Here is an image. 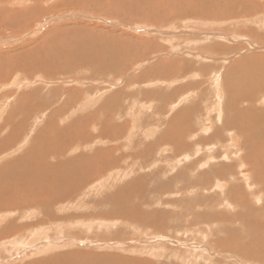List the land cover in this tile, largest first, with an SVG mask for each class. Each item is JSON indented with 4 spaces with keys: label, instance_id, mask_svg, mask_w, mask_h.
Instances as JSON below:
<instances>
[{
    "label": "rangeland",
    "instance_id": "1",
    "mask_svg": "<svg viewBox=\"0 0 264 264\" xmlns=\"http://www.w3.org/2000/svg\"><path fill=\"white\" fill-rule=\"evenodd\" d=\"M6 1L2 3L0 0V9H31L35 1L36 7L42 6V10L37 16L29 17L31 22L26 28L21 25L5 26L0 20V42L21 40L11 44L0 43V143L11 141L8 145L12 150L0 152L8 155L2 157L3 160L0 159V165L23 155L40 131L44 138L57 143L59 140L46 133L51 130L49 128L53 127V124L64 128L69 127V124L79 123L80 119H90L86 124L91 126L93 118L98 117L103 122H110L101 123L107 125V128L116 124L123 127L118 136L120 139L113 140L112 143L101 141L91 148L82 143L78 152L83 151L86 154H91L97 149L120 147L117 155L122 157V164L120 168H113L106 177L93 183V186L86 187L72 200L56 204L53 211L58 218L48 219L47 222L44 220V224L49 231L47 234L52 237L48 235L49 241L55 238L54 243L59 244H54L55 247L47 252L42 250L39 254L31 250L32 253L24 256V261L17 257L9 264H44L50 258L72 253L85 254V257L79 256V264L84 258L108 259L98 264H264V256L255 258L257 252H264V237L261 236L264 231L259 235L261 229L259 231L255 227L253 230L247 223L236 218L238 209L234 211L228 205L225 206L226 203L223 204L227 193L222 192H228L229 188L221 189L217 184L220 178L214 173L218 171L220 176L223 174L222 179L229 181V185L239 187L244 184L239 179V171L242 173L243 170L237 169V166L233 167L237 164V158L233 157L234 162L225 160L224 156H227V152L235 150L228 143L233 132L232 125H239L238 129L247 126L245 133L251 137L253 132H260L258 135L263 132L264 135V102L259 103V98H264V89L262 92L259 89L260 92L256 91L257 99H247L246 95L252 91L247 90L249 93H245V98L239 101L236 100L235 94H229L228 97L224 91L228 98L223 93L222 114L219 115L213 81V75L223 70L222 82L225 88H241L242 93L243 88L252 83L255 74L251 72V63L257 58V61L262 63V66H257L259 75L264 76V49H261L264 48V25H257L258 21L264 22V0H245V3L250 5L248 7V4L243 2L247 5L246 8L239 7L243 5L239 0L242 5L236 3L235 15L232 17L221 14V17L216 16L219 18H207L187 12L169 15V19L159 23L150 19L157 18V13L146 8L141 12L148 14L146 18L133 22L124 20L121 18L124 7L120 0H72L73 3L68 5H56L65 0H26L31 2L32 6L29 4L25 7L11 6L16 0ZM76 1L79 3L75 4ZM91 2H96V10ZM99 6H119L116 10L121 12L98 9ZM247 9L248 13L251 10L249 14ZM125 11H129L127 6ZM78 13L81 16L79 18L70 16ZM105 21L115 24L110 25ZM41 25L42 29L34 36L23 39L33 34ZM148 29L151 31H147ZM73 31L84 32L83 37H86V33L93 35L99 39L100 46L84 50V43L87 41L82 42L81 47L76 43L72 45V42H76L73 41ZM58 33L62 36L57 40H63L58 44L55 41L54 45L58 50L57 46L61 47L62 43L63 48V42L67 41L65 47L68 50L71 48L69 56L73 59L72 63L77 62L68 64L74 72L47 73L46 70L55 71L61 65L57 62L60 58H53V66L36 65L39 69L31 73L29 70L33 57L29 56V50H37L38 45ZM216 34L218 35L215 36ZM220 35H227V40L223 39L224 37L219 38ZM233 35L249 36L259 47L250 39H233ZM109 38L115 41L119 48L123 45L129 49L128 55L123 53L122 56L120 52H116L119 53L123 66H119L120 63H112L113 60L108 62L107 58L114 48L102 45V41ZM72 47H75V50ZM80 48H83V52ZM52 49L55 50L54 47ZM57 50L56 54L62 51ZM74 51H77L83 61L78 63ZM78 52L82 54L79 55ZM90 58L93 59L90 61ZM86 59L89 62H86ZM221 59L230 61L225 64ZM248 59L252 60L251 63ZM167 69L172 70L169 75L156 72L158 70L166 73ZM117 95L119 98L115 101ZM182 98L188 100L181 105L175 103ZM86 99L95 103L85 104L88 102ZM108 101L112 102V105L108 104ZM253 122L260 123V126L262 124V127L253 129L250 126ZM16 123L26 124L23 128L25 135L19 142L27 138L26 141L29 137L28 144L21 151H17L19 153H13V149L20 143L9 140L7 136L12 138L11 130L3 127L5 124ZM94 128L96 131L90 133L95 138L101 133L97 132L98 125ZM149 128L151 129L148 131ZM151 130H154L153 134ZM26 131L30 136L26 137ZM53 134L56 135L55 130ZM65 134L66 132L59 134V138L69 139ZM176 137V140L186 143L182 144L184 148L181 147L177 151L168 142ZM262 140L264 142V139ZM68 149H72L70 145ZM49 153L53 158L51 162L54 163L56 152ZM185 155L192 156L190 161L181 160L183 163L175 165L176 161L183 159ZM211 157H214L213 162L207 166L206 162ZM226 167L230 168V172L222 173L220 170ZM207 172L211 174L208 177L205 175ZM230 175H235L236 179L232 180ZM127 187L128 195L134 201L131 199V202L122 204L109 201L108 197H115ZM248 191L250 193V190H247V193ZM227 202L231 201L227 199ZM129 203L133 205L132 208L136 206L133 215L122 214L124 209L127 212ZM49 211L52 212L51 209ZM36 216L37 214L31 216L32 220ZM35 230L36 228H32L29 233L21 232L16 241L24 235L29 236ZM257 235L263 239L256 241ZM62 237L66 239L63 238V241ZM7 254L4 256L8 258L12 253Z\"/></svg>",
    "mask_w": 264,
    "mask_h": 264
},
{
    "label": "bare ground",
    "instance_id": "2",
    "mask_svg": "<svg viewBox=\"0 0 264 264\" xmlns=\"http://www.w3.org/2000/svg\"><path fill=\"white\" fill-rule=\"evenodd\" d=\"M241 1H242V4H243V2L245 3V0L244 1L241 0ZM1 2L5 3L7 1L1 0ZM96 2L95 3L91 2L93 4L94 10L97 9ZM237 2L240 5H242L241 2H239V0H120L121 5L124 7V12H122L123 16H121V18H123L124 20H126L128 22L129 21L130 22L137 21L140 18H146V16L148 14L141 13L144 11V8L148 9L149 11H153V12L157 13V16H158L157 18H154V17L150 18L151 20H154L155 23L156 22L159 23L161 21H166L167 19H169V17L171 15H174L176 13L185 14L187 12L194 14V15H198V16H204L207 18H212V17L213 18H219V17H221V14H225V16H228V17L231 16L232 17L233 15H235V10H236L235 5H237L236 4ZM30 3L26 0H19V1L16 0V2L14 1V3L11 4V6H14V7L24 6L25 7V6H29ZM35 3H36L35 1L32 3V5L34 4V6H32L30 4V6H32L31 9H30V7H29V9H28V7H25V9H23V10L19 9L17 11L16 10L10 11V9H7L6 7L0 9V20H1L2 24L5 26L21 25L22 27L26 28L28 26V24H30V22H31V21H29V17H35L39 13H41L42 6L36 7ZM61 3H65L66 5H68V4H72L73 1L72 0H65V2H58L56 5H59ZM78 3H79L78 1L75 2V4H78ZM245 4H248V3H245ZM245 4H243L242 6H239V7L240 8L241 7L246 8L247 5H245ZM94 5H96V6H94ZM119 6L114 7V8H112L111 6L110 7L108 6V8L106 6H101V7L99 6L98 9H100V8L101 9H109V10L121 12L119 10H116V8H118ZM126 6H127L129 11H125ZM55 7H57V6H55ZM248 7H250L249 4H248ZM58 8H60V6H58ZM257 9H258V7L256 8V11L258 12ZM201 11H202V13H201ZM246 12L248 13V9ZM250 12H251V10H250ZM240 13H242V12L240 11ZM240 13H238V14H240ZM216 16H219V17H216ZM251 16H252V14H251ZM82 17H84V16H82ZM251 22L256 24L255 21H251ZM258 22H257V25H259V26L264 25V22L263 23H261L260 21H258ZM121 29H123V28H121ZM147 31H151V30L148 29ZM73 32H74L73 34L75 35V39L73 41H76V42L71 41L73 43L72 44L70 42L72 45H75L74 43H76L77 45L80 44L79 46L81 47L82 42L84 43L85 41H87V42H85L87 44L84 43V46H85V47L83 46L85 48L84 50H86V48H89V47H90V49H92L91 47H95L97 45L100 46L99 45V39L94 38L93 35H91V34L88 35V33H86V37H83L84 32L83 33H80L79 31H73ZM70 33L72 34L71 31H70ZM71 34H69V36ZM217 35L218 34H216L215 36H217ZM61 36L62 35L60 33H58L57 36L50 37V40L46 39L47 40L46 42H44V43L42 42L40 45H38L37 50L36 49H30L31 51L29 50V52H30L29 56L31 55V57H33L32 67L29 70V71H31V73L35 69H39V67L36 65L42 64L45 67L52 65L54 63V61L51 62V60H53V58H55L54 60H56V58H60L57 62H58V64L60 63L61 65H60L59 69L56 68L55 71L46 70L47 73H54L55 72V74H57V73H66L68 71L74 72L71 70V69H73L72 67L71 68H70V66L68 67V64H71L73 59H72V57H70L71 55L69 56V54H70L69 50H71V48L68 50L65 47L67 41L64 39L66 41V43L63 42L65 44V45H63V48H61L62 43H61V47L57 46V47H59L58 50L55 47V45L58 44V42L60 43L63 40V39L59 40V41L57 40V38H59ZM225 36H227V35H225ZM225 36L220 35L218 37L219 38L224 37L223 39H226ZM67 37H68V35H67ZM232 38L233 39H240V40L250 39L254 45L259 47L258 44L256 43V41L253 38H250L249 36L240 37V36L233 35ZM55 41H56V44H55ZM71 44H69V45H71ZM69 45H67V47ZM86 45H88V46L86 47ZM102 45H107V47H109V48H114V50H112V53L109 55L107 60H108V62H109V60H111V61L113 60L112 63L113 62L118 63V64L120 63L119 66L121 65L122 62L120 60V56L118 55L119 53L116 54V52H120V55H122L123 53H125L124 55L129 54V51H128L129 49H127L123 45H121L119 48L117 43L113 40H110V38H109V40L104 39L102 41ZM53 47L57 51H59V50H62V51H60V52H58V54H56V51L54 49H52ZM74 48L75 47H72L73 50H75ZM82 49L80 48L81 52H83ZM261 49H264V48H261ZM76 50H77V48H76ZM98 51H100V50H98ZM74 52L76 53L77 51H74ZM84 52H86V51H84ZM113 52H115V53H113ZM46 53H48L47 56H46ZM53 54H55V55L53 56ZM72 54H73V52H72ZM78 54L81 55L82 53L78 52ZM50 56H53V57H50ZM74 56H75V54H74ZM76 56L78 58L77 61H79L78 63L83 61L81 59V57H79L77 55V53H76ZM122 58H124V57H122ZM91 59H93V58H90V61H91ZM128 60H130V58ZM257 60H258V58L255 59L254 61H252L251 59H248V61L250 63L252 61L251 72H252V74H255V76H253L252 83L248 84L245 88H243L242 93H241V88H237L236 90H229V89L227 90L225 88V86L223 85V82H222L223 70H220L219 71L220 73L217 72L213 75L214 86H215L216 92H217L216 97L218 98L217 99L218 103H217L216 107L219 110V115L222 114L221 113V108H222L221 104L223 103V101H222L223 93H224V96L226 97L224 91H226L227 96L229 94H231V95L235 94L237 101L245 98L244 94L249 93V92H247V90H252L250 92V94L246 95L247 99H257L256 98V91H259V90L261 92L263 91V89H264V76L261 77L259 75L260 70L257 68V66H262V63H261V61L258 62ZM228 61H230V60L229 59H221V62H223L225 64ZM68 62H70V63H68ZM86 62H89V60L86 59ZM75 63H77V62L74 61L72 64H75ZM58 64L55 65L54 68L57 67ZM118 64H116V65L118 66ZM110 65H112V64H110ZM52 66H50V67H52ZM101 66H103V65H101ZM121 66H123V65H121ZM110 68H112V67H109V69ZM117 68H119V67H117ZM112 70H113V68L111 69V71ZM119 70H121V68ZM119 70H116V72H118ZM156 72L163 73L165 75H169L172 72V70L167 69L166 73H164V71H158V70H156ZM151 83H150V85H151ZM222 89H223V92H222ZM119 93H117V94L120 95ZM253 94H254V96H253ZM118 95H117V98H115V101H116V99L119 98ZM114 96H116V95H114ZM237 96L239 98H237ZM250 96H251V98H250ZM228 97H226V98H228ZM88 99H90V98H88ZM230 99H231V97H230ZM259 99L261 100L259 103L263 104L264 98L261 97ZM187 100L185 98L184 99L182 98L179 101L177 100L178 102L176 101L175 103L176 104L178 103V105H181V103H183ZM234 100H235V97H234ZM109 101H108V104L112 105L111 104L112 102L109 103ZM91 102L93 103L94 101L90 100V101L86 102L85 104H89ZM104 102H106V101H104ZM83 105L84 104L82 103V106ZM102 105H103V103H102ZM174 108H177V107H174ZM79 109L81 110L80 107H79ZM170 109H171V106H170ZM171 112H173V111L171 110ZM172 118H173V116H172ZM89 120L80 119L79 123L69 124V127H64V128L57 127V125L53 124L52 125L53 127L49 128L51 130H49V132H46V133H48V135H50L52 138L59 140L58 142L55 140L57 143L50 142L49 139L47 140V138H44L42 136L41 131H40L33 138L34 142L30 145V147L25 151V153L23 155L19 156L15 160H12L11 162H9L7 160V162H4L2 165H0V241H2V242H0V264H9L10 262L14 261L17 257H20V259H23V261H24V256H26L28 253H32L35 251L39 254V253H41L42 250L44 252H47L50 248L55 247V245L57 243L59 244V242H56V244L54 243L55 238H53L54 240L51 239L53 242L51 240L49 241V239H50L49 236L51 237V234L50 235L47 234L48 230H47V228H45V224H44V220L47 222L48 219L58 218V216L55 215V212L53 211L55 209L54 207L56 206V204L57 205L59 203L64 204L65 202H63V201L72 200L73 197H75V195L80 194V192L84 191V189L86 187L89 188V187L93 186V183H96L99 180H101L102 178L106 177L107 176L106 174L109 173L113 168H117V167L120 168V166L122 164L121 163L122 157L117 155V151L120 150V147H117V148L115 147L114 149L112 147L97 149L94 152H92L91 154H86V152L83 153V151L78 152L80 150L82 143L86 144L87 147L91 148L97 142L102 141L103 143H112L113 140H119L120 139L118 136L120 135V133L122 131L121 130L122 125L120 127V126H116V125H118V124H116L114 126H109L107 128V125H105L106 126L105 127L104 124H101V123H110L108 120H105L103 122V120H99L98 117H94L93 121H92V125H91L92 128H91V126H88L86 124ZM111 121H113V120H111ZM94 123H98V124H94ZM97 125H98L97 132L101 133V135L94 138L91 136L90 131H96L94 127H96ZM225 126H227V125H225ZM238 126L239 125H237V124L232 125V127H233L232 131L233 132L230 134L231 139L228 142L231 144V148H233L235 150H233L232 152H227L226 153L227 156H224V159L234 161L233 157L237 158V160H236L237 164L235 166L233 165V167L237 166V169L241 168V170H243L242 173H240L241 171H239V175L241 174L239 179H241L244 182V184L240 185L239 187L234 186V185H229L228 184L229 181L222 179L223 174H222V176H220L221 174L219 175L218 171H215V170H213V171H215L214 173L216 174L217 178H220L219 181L217 180V184L220 185V188L221 189L224 188V190H225V187L229 188L228 192H226V190H225V192H222V190L220 191V192L225 193V194L227 193L226 198H225L226 200L223 202V204L226 203L225 206L228 205V207L232 208L234 211H235V209H238L239 212H238V214L236 213L237 214L236 218L243 221V223H247V225H249L250 228H254L253 230H255V227H257L259 229V231L261 229V232H262V231H264V142L262 140V139H264V135H262L263 132L260 135H258L260 132L259 133L253 132L254 134L251 137L250 134H248V132H247L248 135H246V133H245L246 129H248V128H246L247 126L243 129L242 128L238 129ZM250 126L253 129H256L258 126H260V123H254L253 122L250 124ZM3 127L4 128H10V130H11L10 133L12 134V138H9V136H7V137L9 140H13L14 143H17L20 140H22L21 138L24 137V135H25V131H24L25 129H23L24 127H26L25 123H16L13 125L12 124H5V125H3ZM260 127H262V124ZM156 128L158 129L159 127H156ZM150 129L151 128H149L148 131ZM157 129H155V130H157ZM209 129L210 128H208V130ZM26 130H27V128H26ZM53 130L56 131V135L53 134ZM167 131L169 132V130H167ZM65 132H66L69 139H63V138L60 139L59 134H62ZM153 132H154V130L151 133L153 134ZM205 132H208V131H205ZM249 133H250V131H249ZM66 134H65V137H66ZM154 134L156 135V133H154ZM149 135H151V134H149ZM169 135H170V133H169ZM28 136H30V135L26 131V137H28ZM40 137H42V139H40ZM121 137H122V134H121ZM149 138H150V136H149ZM25 139H27V138H25ZM25 139L22 142H19L20 145L17 146V148H15V150L13 149V153H16L17 151H19V150L21 151L22 149H24V146L26 144H28L29 137H28V140L25 141ZM176 139H177V137L175 139H169L168 142L171 145H173L174 146L173 149H176V151H177V149L180 150L181 147H183L182 144H186V143H183V141H181L179 139L176 140ZM165 140H167V139H165ZM1 143H3L2 144L3 146L0 147V152H6V151L12 152L11 146L8 145L11 143V141H7V142L3 141ZM68 145H70V147L72 149H68ZM13 147H14V145H13ZM154 149H155V147H154ZM197 149H198V147H197ZM208 150H211V149H208ZM50 151L56 152L55 157H57V158H56L54 163L51 162V160L53 158L50 157V153H49ZM163 151L164 150H162V152ZM197 151L199 152V149ZM162 152H160V153H162ZM213 152H214V150H213ZM17 153H19V152H17ZM115 153H116V155H114ZM2 154L3 153H0V159H2V157L7 155V154H3V155ZM9 156H10V154H9ZM161 156H162V154H161ZM7 157H8V155H7ZM191 157H189L188 155L187 156L185 155L183 157V159L178 158L179 160L177 159L178 161H176V164L174 163V161H173V163L175 165H180L181 163H183L182 161H185V162L190 161ZM229 157H230V159H229ZM213 158L214 157H211L206 162L207 166H208V163L213 162ZM165 161L166 160H164V162ZM160 162L162 163V160ZM168 163H170V162H168ZM241 164H243V165H241ZM204 165H202V166L204 167ZM202 166H201V168H202ZM226 168L222 169L220 171L222 173L230 172V168L229 167H226ZM205 175H207V177H208L211 174L207 172V173H205ZM230 177L232 178V180L236 179L235 175H230ZM205 178H206V176H205ZM222 182H224V183H222ZM218 189H219V187H218ZM132 190H134V189H132ZM247 190H250V193H249V191L247 193ZM128 191H129V188L127 187L123 191H120L115 197H108V199H109V201L114 202V203H118V204H122L123 202H126V203L131 202L132 198H130L131 196L129 197ZM135 191H138V190L135 189ZM130 192L132 193V191H130ZM132 194H134V193H132ZM139 195H141V193ZM143 199L145 200V198H143ZM227 199H228V201L230 200L231 202H227ZM132 207H133V205L131 206V204L129 203V205L127 206V209H126L127 212L124 209V211H121V213L125 214V215H128V214L133 215V211L136 208V206H134V208H132ZM50 209L52 210V212L49 211ZM130 209H131V211H129ZM240 211H242V212H240ZM35 214H37V216H36V218H34L32 220L31 216H33ZM245 217H250L252 220L246 219ZM71 218H72V216H71ZM222 218L224 219L223 216H222ZM107 222H109V221H107ZM32 228H36V230L32 234H30L29 236L24 235L19 241H16V238L21 236V234H20L21 232L28 231V233H29ZM255 232L259 233L258 231H255ZM261 232L259 233V235L263 234V232L262 233ZM261 236L264 237V235H261ZM262 237H259L258 235H257V237L255 236L256 241L258 239H263ZM63 238L64 237H62V240L64 241V239H66V238H64V239ZM52 244H53V246H52ZM31 250H33V251L31 252ZM262 251H264V246H263ZM7 253H12L13 255L9 254L10 258L9 257L7 258L4 256ZM80 255L82 257L83 256L85 257V254H81V253L65 254L62 256H58L57 258H50L44 264H79V256ZM263 256H264V252L263 253L257 252L255 255V258L256 259L262 258ZM102 261H108V259L84 258V260L81 262V264H98L99 262H102Z\"/></svg>",
    "mask_w": 264,
    "mask_h": 264
},
{
    "label": "water",
    "instance_id": "3",
    "mask_svg": "<svg viewBox=\"0 0 264 264\" xmlns=\"http://www.w3.org/2000/svg\"><path fill=\"white\" fill-rule=\"evenodd\" d=\"M70 16H74V17H81L79 14H73V15H70ZM89 18V17H88ZM107 24H110V25H114L115 23H111V22H107V21H105ZM42 27H43V25H41L40 27H39V29L38 30H36L33 34H31V35H28V36H25V37H23V39L24 38H26V37H30V36H34L40 29H42ZM19 41H21V40H16V41H2V42H0L1 44H11V43H14V42H19Z\"/></svg>",
    "mask_w": 264,
    "mask_h": 264
}]
</instances>
